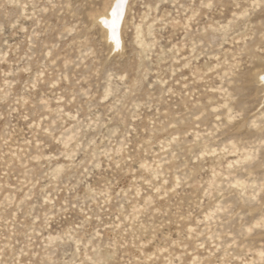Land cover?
<instances>
[{
  "label": "rangeland",
  "instance_id": "obj_1",
  "mask_svg": "<svg viewBox=\"0 0 264 264\" xmlns=\"http://www.w3.org/2000/svg\"><path fill=\"white\" fill-rule=\"evenodd\" d=\"M115 2L0 0V264H264V0Z\"/></svg>",
  "mask_w": 264,
  "mask_h": 264
},
{
  "label": "bare ground",
  "instance_id": "obj_2",
  "mask_svg": "<svg viewBox=\"0 0 264 264\" xmlns=\"http://www.w3.org/2000/svg\"><path fill=\"white\" fill-rule=\"evenodd\" d=\"M125 0H116L112 7L109 16L102 17V23L107 27L110 39L113 40L114 45L119 44L118 27L121 17L122 7ZM264 81V75L260 77ZM261 81V80H260Z\"/></svg>",
  "mask_w": 264,
  "mask_h": 264
}]
</instances>
